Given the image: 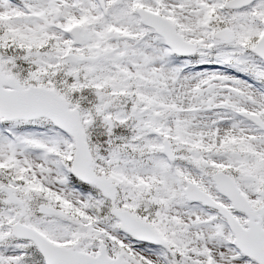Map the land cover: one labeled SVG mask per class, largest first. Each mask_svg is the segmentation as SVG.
I'll use <instances>...</instances> for the list:
<instances>
[{"label":"snow or ice","instance_id":"obj_1","mask_svg":"<svg viewBox=\"0 0 264 264\" xmlns=\"http://www.w3.org/2000/svg\"><path fill=\"white\" fill-rule=\"evenodd\" d=\"M0 264H264V0H0Z\"/></svg>","mask_w":264,"mask_h":264}]
</instances>
